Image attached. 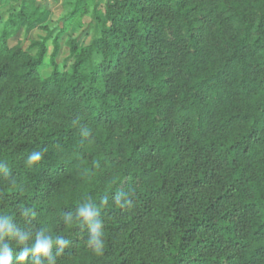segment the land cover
<instances>
[{"label":"trees","instance_id":"obj_1","mask_svg":"<svg viewBox=\"0 0 264 264\" xmlns=\"http://www.w3.org/2000/svg\"><path fill=\"white\" fill-rule=\"evenodd\" d=\"M13 1L0 163L16 184L0 178V214L22 224L32 208L37 227L70 240L58 264L94 253L87 228L62 220L89 198L103 264H264V0H74L67 20L91 11L92 41L69 39L70 70L48 77L47 38L35 55L9 46L46 11ZM121 190L131 205L113 202Z\"/></svg>","mask_w":264,"mask_h":264},{"label":"clouds","instance_id":"obj_2","mask_svg":"<svg viewBox=\"0 0 264 264\" xmlns=\"http://www.w3.org/2000/svg\"><path fill=\"white\" fill-rule=\"evenodd\" d=\"M89 133H85L87 137ZM47 149L34 150L26 160L29 168H39ZM0 178L16 184L10 169L0 163ZM113 202L124 207L131 205L130 194L121 190L115 193ZM100 203H108L107 197L101 199ZM23 223H17L11 215L0 214V264H13L15 256L16 264H58V257L64 255L65 250L70 248L71 241L63 236H53L44 227H37L36 212L29 207L19 208ZM30 217V218H29ZM63 223L67 226L74 221L81 222L87 228V244L97 255H103L105 249L104 221L101 216L100 207L90 198L81 203L73 212H64ZM19 248L14 253L13 249ZM55 249V251H54ZM29 256L33 258L29 260Z\"/></svg>","mask_w":264,"mask_h":264},{"label":"rangeland","instance_id":"obj_3","mask_svg":"<svg viewBox=\"0 0 264 264\" xmlns=\"http://www.w3.org/2000/svg\"><path fill=\"white\" fill-rule=\"evenodd\" d=\"M74 0H36L37 5L45 10V16L42 21L32 27L23 25L20 31L11 35L9 38V46H20L24 51L35 55L38 47L33 46L36 42H42L47 38L46 64L43 67L42 74L48 77L55 68L65 71L70 70L73 60H67L69 55V46L67 41L73 38H79L83 44L87 45L92 41V13L87 11L71 20H67L68 15L72 11L70 2ZM105 5L107 0H101ZM16 2L11 0L9 4L4 5L0 0V28L8 19L12 6ZM65 30L66 33L57 38L60 33ZM58 40V49L54 45V41ZM54 58V63H52ZM106 258L103 255H84L82 264H103Z\"/></svg>","mask_w":264,"mask_h":264}]
</instances>
